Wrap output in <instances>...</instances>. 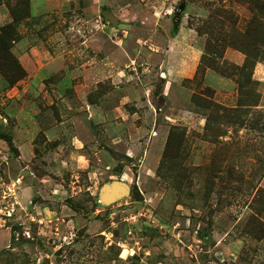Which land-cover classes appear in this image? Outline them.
<instances>
[{
    "label": "rangeland",
    "instance_id": "374dc122",
    "mask_svg": "<svg viewBox=\"0 0 264 264\" xmlns=\"http://www.w3.org/2000/svg\"><path fill=\"white\" fill-rule=\"evenodd\" d=\"M252 15L237 0H29L0 45V130L18 148L0 136V264H264V60L247 86L231 44L209 55L217 70L202 63ZM112 180L135 196L102 205Z\"/></svg>",
    "mask_w": 264,
    "mask_h": 264
},
{
    "label": "trees",
    "instance_id": "16d2710c",
    "mask_svg": "<svg viewBox=\"0 0 264 264\" xmlns=\"http://www.w3.org/2000/svg\"><path fill=\"white\" fill-rule=\"evenodd\" d=\"M238 2H242L243 4H247L248 8L252 11L253 15L247 22L244 29H238L236 26H233L232 33L226 35V37L221 38L219 41V45L222 50H213L209 49L211 44H208V50L205 54H203V61L206 62V65L213 66L214 69H218L215 65L213 59L210 58L209 55L211 52L215 54L216 57L222 58L224 54V48L231 44L236 47L240 51H242L245 55L244 64L241 66L242 69H248L251 73H243V86L247 85H255L258 83L257 81H252V71L258 61L264 60V0H237ZM3 0H0L2 3ZM9 3V1H8ZM29 0H15L14 5L10 2V10L13 14L14 22L8 25H5L2 30V34H0V45L5 39V36H9L10 34H15V23L23 19L28 14ZM2 41V42H1ZM222 42V43H221ZM210 61L211 64L210 65ZM17 66L18 61L16 62ZM21 71L22 68H21ZM25 72L17 73L11 77L10 83L14 84L17 80L21 79L24 76ZM246 94V98L244 99V103L242 105H254L257 103L258 99L252 96V92L248 90V92H244ZM199 102L204 104L205 110L210 108L209 106L214 105L218 106L216 103H210L201 97V99L197 96ZM1 138L5 139L11 146L12 150L18 151V148L13 144V138L10 133L7 131L0 130ZM15 238V236H14Z\"/></svg>",
    "mask_w": 264,
    "mask_h": 264
},
{
    "label": "water",
    "instance_id": "95a60500",
    "mask_svg": "<svg viewBox=\"0 0 264 264\" xmlns=\"http://www.w3.org/2000/svg\"><path fill=\"white\" fill-rule=\"evenodd\" d=\"M105 18L113 25L118 22V18L110 10L104 11ZM163 76H165L163 74ZM99 202L102 205L108 206L119 200L126 198L127 196H135V191L131 185L122 180H112L102 185L99 191Z\"/></svg>",
    "mask_w": 264,
    "mask_h": 264
}]
</instances>
